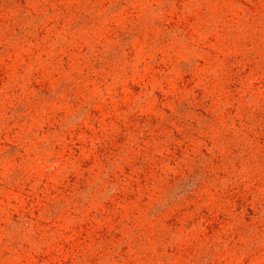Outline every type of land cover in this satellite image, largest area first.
Masks as SVG:
<instances>
[{"label": "rangeland", "instance_id": "374dc122", "mask_svg": "<svg viewBox=\"0 0 264 264\" xmlns=\"http://www.w3.org/2000/svg\"><path fill=\"white\" fill-rule=\"evenodd\" d=\"M0 264H264V0H0Z\"/></svg>", "mask_w": 264, "mask_h": 264}]
</instances>
